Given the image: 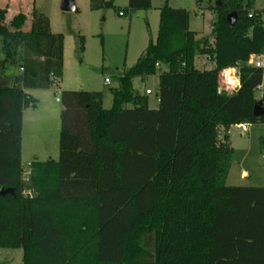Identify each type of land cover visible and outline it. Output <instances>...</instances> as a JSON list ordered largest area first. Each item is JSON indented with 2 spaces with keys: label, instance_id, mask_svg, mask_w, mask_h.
Masks as SVG:
<instances>
[{
  "label": "trees",
  "instance_id": "16d2710c",
  "mask_svg": "<svg viewBox=\"0 0 264 264\" xmlns=\"http://www.w3.org/2000/svg\"><path fill=\"white\" fill-rule=\"evenodd\" d=\"M221 2L213 43L190 29L186 9L161 7L156 39L118 76L110 109L100 91L62 90L59 158L30 163L28 184L23 111L37 105L29 90L62 79L65 36L36 9L27 30L26 14L7 23L0 7V63L18 69L11 85L0 83V248L21 249L23 264H264V186L226 184L229 129L264 123L253 114L264 67L249 63L264 56V8ZM110 6L90 0L92 10ZM151 6L129 0L127 11ZM198 55L215 66L197 68ZM235 65L240 86L217 95L220 71ZM159 70L151 108L134 80Z\"/></svg>",
  "mask_w": 264,
  "mask_h": 264
},
{
  "label": "rangeland",
  "instance_id": "374dc122",
  "mask_svg": "<svg viewBox=\"0 0 264 264\" xmlns=\"http://www.w3.org/2000/svg\"><path fill=\"white\" fill-rule=\"evenodd\" d=\"M112 6L99 10L90 8V0H76L78 9L66 12L61 9L62 0H31L29 16L25 29L32 22V11L46 14L51 21L53 32L63 33L65 69L62 79L54 84L51 92L30 91L37 100L36 107H27L24 114L22 164L24 177H29L30 163L35 160L45 161L59 158V135L61 130L62 103L56 102L62 90H94L103 94L104 108L113 105L112 89L118 87V76L132 67L144 53L150 39L155 40L159 29L160 9L165 4L174 8H183L190 15V29L201 37H208L213 43L212 27L217 19V1L221 0H152L148 10L128 12L129 0H107ZM2 0L0 4H4ZM256 9L264 8V0H253ZM10 7L8 15L13 17L24 12L14 11ZM123 11L125 15H120ZM7 17L6 22L9 23ZM78 35L84 37V51L79 49ZM0 37V62L4 59ZM197 68H210L211 59L206 55H198L195 59ZM166 70V67H162ZM160 70L145 80L135 79L134 87L140 93L149 88L153 91L148 95L151 108L158 106ZM18 69L6 63L1 66L0 83L11 85ZM111 83H105V78ZM60 90V91H58ZM257 97L263 95L258 91ZM38 106V107H37ZM234 155L227 179V185L264 186V123L249 124L248 130L242 132L238 125L230 131ZM249 172L250 177H242V170ZM0 264H23L22 250L0 248Z\"/></svg>",
  "mask_w": 264,
  "mask_h": 264
},
{
  "label": "crops",
  "instance_id": "0c3cea01",
  "mask_svg": "<svg viewBox=\"0 0 264 264\" xmlns=\"http://www.w3.org/2000/svg\"><path fill=\"white\" fill-rule=\"evenodd\" d=\"M1 1L2 0H0V3H1ZM5 1V3L4 4H0V7H2V8H6V10H7V17L8 18H10V19H12L13 17H10L9 15H8V13H9V11H10V7H16V9L14 10L15 12L16 11H18V9H21L22 11H24L23 13L24 14H26V16L28 17L29 16V14L27 13V11H29V9H30V3H31V0H4ZM36 0H34V2H35ZM252 2H253V0H251ZM36 3V2H35ZM254 5V4H253ZM35 9L37 10V8L35 7ZM260 9H263V8H260ZM50 25H51V21H50ZM51 29H52V27H51ZM53 31V30H52ZM65 53V52H64ZM253 59H255V60H258V61H261V62H263L264 63V56H258V55H254L253 56ZM215 66V64H214V62H211V66H210V68H212V67H214ZM64 69H65V58H64ZM64 69H63V71H64ZM64 73V72H63ZM4 77H5V75H2V76H0V78H2V79H4ZM4 81H5V79H4ZM30 91L31 90H29L28 92L30 93ZM34 91H37V92H51L52 91V88H49V89H44V90H34ZM58 91H60V90H58ZM258 91L263 95V92H264V79H263V83H262V85H260L259 86V88H258V90H257V92H256V97H257V94H258ZM34 98H36L38 101H40L41 100V98L40 97H35L34 96ZM57 98H59V97H56V102L57 103H60V100H57ZM258 98V97H257ZM259 99V98H258ZM104 106V105H103ZM38 107V106H37ZM27 109V108H26ZM26 109H24V111H23V127H24V114H25V112H26ZM23 127H22V150H23ZM231 128H232V126H231ZM231 128L229 129V131H228V133H229V135H230V141H231V144H232V135H231V133H230V131H231ZM228 176H229V174H228ZM242 177H244V178H248V177H250V174H249V172L247 171V170H245V169H243L242 170ZM227 179H228V177H227ZM226 182H227V180H226Z\"/></svg>",
  "mask_w": 264,
  "mask_h": 264
},
{
  "label": "built area",
  "instance_id": "2783aa9c",
  "mask_svg": "<svg viewBox=\"0 0 264 264\" xmlns=\"http://www.w3.org/2000/svg\"><path fill=\"white\" fill-rule=\"evenodd\" d=\"M122 14H123V13L121 12L120 15H122ZM249 63H250L251 65H255V66H258V67H259V66H263V67H264V63L261 62V61H258V60L253 59V56L251 57ZM159 67H160V66H159ZM230 67H234V68L236 69V71H235V73H234V78L237 79V80L239 81V85H238L236 88H228L227 90H225V92H227V93H232V92L236 91L237 88L240 86V74H239L238 66L235 65V66H230ZM226 68H229V67H225V68H223V69L220 71V73H219L220 87H221L222 89L225 88V85H224V77H223V75H222V71H223L224 69H226ZM105 83L110 84V83H111V79L108 78V77H106V78H105ZM145 93H146L147 95H150V94L153 93V91H152L151 89L147 88L146 91H145ZM57 100H60V99L57 98ZM248 126H249L248 123H240V124H238V127L242 130V132H246V131L248 130ZM24 180H25V182H26L27 184L30 182V178H28V177H26V178L24 177ZM32 192H33V191H32L31 189H28V190L25 191V194H26V195H31Z\"/></svg>",
  "mask_w": 264,
  "mask_h": 264
},
{
  "label": "water",
  "instance_id": "95a60500",
  "mask_svg": "<svg viewBox=\"0 0 264 264\" xmlns=\"http://www.w3.org/2000/svg\"><path fill=\"white\" fill-rule=\"evenodd\" d=\"M217 5H222L221 1H217ZM61 9L66 12H75L78 7L76 4V0H62ZM237 12L233 11L227 14V21L230 25H234L235 20L237 19ZM253 114L255 116H264V97L259 99L254 106ZM218 133L221 135V129L218 130ZM8 192V190L0 191L1 194Z\"/></svg>",
  "mask_w": 264,
  "mask_h": 264
},
{
  "label": "clouds",
  "instance_id": "9594fccd",
  "mask_svg": "<svg viewBox=\"0 0 264 264\" xmlns=\"http://www.w3.org/2000/svg\"><path fill=\"white\" fill-rule=\"evenodd\" d=\"M235 71L236 69L234 67H229L222 71V75L224 77L225 88L222 89L221 87L218 86L216 88L217 95H220L222 91H225L228 88H236L239 85V81L234 78Z\"/></svg>",
  "mask_w": 264,
  "mask_h": 264
}]
</instances>
